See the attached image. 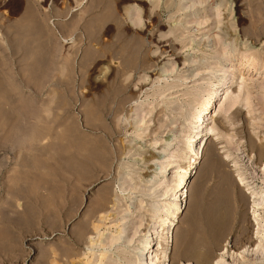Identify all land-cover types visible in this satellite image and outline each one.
I'll return each instance as SVG.
<instances>
[{
	"label": "rangeland",
	"instance_id": "rangeland-1",
	"mask_svg": "<svg viewBox=\"0 0 264 264\" xmlns=\"http://www.w3.org/2000/svg\"><path fill=\"white\" fill-rule=\"evenodd\" d=\"M222 82L188 168L191 126ZM148 152L174 166L161 182L157 166L141 180ZM184 171L164 264H199L200 251L205 264L250 263L264 207L234 181L264 189V0H0V264H138ZM212 207L226 216L218 236ZM187 234L201 246L180 259Z\"/></svg>",
	"mask_w": 264,
	"mask_h": 264
},
{
	"label": "bare ground",
	"instance_id": "bare-ground-1",
	"mask_svg": "<svg viewBox=\"0 0 264 264\" xmlns=\"http://www.w3.org/2000/svg\"><path fill=\"white\" fill-rule=\"evenodd\" d=\"M232 10L233 9L230 5V12L231 13L233 12ZM222 35H223V37L226 38V40H228L230 37V33H228L226 29L223 30ZM233 38H234V36H233ZM225 48H226V46H225ZM230 54H231V52H228V55H230ZM244 59L246 60L245 62H246L247 68L251 67V65L254 64V63H249L250 60H251V62L253 61V59H251L250 57L249 58L244 57ZM244 63H243V65H244ZM227 70L230 71L229 69H227ZM230 76H233V75H230ZM232 78L233 77H230L231 81L233 80ZM223 84H225V83L222 82L220 87H218L217 90L211 94L209 100L207 102L205 101L206 104H205L204 108L206 106L209 107L210 105L213 104L212 108L205 115L206 121H205V119L202 118V117H204V115L199 114V115H197V117L195 118V122L191 126L194 129H198V128L199 129L197 132L193 131L194 133H192V135H190L191 136L190 138L194 139L196 141V143L194 146V145H192L194 142L189 140V146L187 149H188V152L190 154H192V156H191V158L188 159L191 162V164L189 165L188 168H191V169L197 168L199 160L201 158H203L202 153L199 150V144H200L201 140H203L204 137L207 136V124L210 121L209 115L211 113V110L213 108H215L217 103H219L221 101V99L226 95L227 86H225ZM236 98H238V97H236ZM212 99H213V101L211 102ZM216 99H218V100L215 101ZM227 100H228L227 110H231L234 107L237 99L231 98V95H230V97H228ZM209 102H211V104H209ZM203 109L201 111H203ZM200 128H201V130H200ZM172 140H168V141H172ZM161 158H165V159L161 162ZM197 158L199 160H196ZM140 161L142 162L143 166H145V169H143L144 172L141 173V175H142L141 180L145 179V178L147 179L149 177L150 173H151V175L154 174L155 167L157 166L159 172H158V174L156 173V175L159 176L158 182H161V180H163V178H164V175L168 176L171 169L174 168V166L171 165V162L168 160V157H166V156L163 157V155L161 156L159 154L156 155L153 152H148V155L143 156ZM189 174L190 173L188 171H184L183 175L181 177H179L178 184L171 189L172 195L174 193V199L173 200L171 199L172 203H168L169 200L165 199L161 202L160 207L157 209L156 214H155L156 217L154 218L155 219L154 224H158V228L153 227V230H148V232H150V234H149L150 239L147 240L148 242L145 243L144 247L140 250V252H138L137 257L135 258L136 259L135 262H138V264H164L165 262L168 261L169 258L166 259V252H167L168 245L171 246L173 243V240L175 239V237H177V236L173 235V229L175 228L174 226L176 223H178L175 219L177 216H174V214H176V215L182 214L181 208L183 205H185L187 203L186 199H187V192L189 189L188 186H189V183L191 180V177L189 176ZM187 175H188L187 181H186L185 185L181 187V185H182L181 180L183 179L184 176H187ZM176 178H177V176H176ZM234 182H235V184H237V186H240V188H242V192L244 195L249 194V197H248V199L246 198V200L248 203L252 204V208H254V209L259 208L260 210H263L262 208L264 207V189H262L261 186H258L256 188V190H252L253 187L250 186L251 181L249 182L248 180H246V178L242 177L241 174H237ZM195 190H197L196 186H195ZM198 191L196 192L194 201L192 200L193 202H191V206L189 205L191 208L190 211L192 213L194 212L193 209L195 210V208H197L195 206H197L196 203H198V194H197ZM165 193L167 194L168 192H165ZM167 197L168 196H166V198ZM218 203H221V202H218ZM218 207L220 208V205ZM216 209H215V207L208 208L204 214V217L207 221L206 222V231H207V233H209L210 235H213V236L220 235V232L224 226V223L226 222L225 221L226 216L221 214L222 212L220 214H218V212H217V214H216V211H217ZM252 214H253V216L250 219V221L251 220L252 221L253 220L259 221V223L262 224V226H259V233H258V236L256 237V239H259L258 246H257V252L254 253L253 255L249 256V257H251V259L246 257V260L251 261L248 264H264V222L261 220V217L259 216V214L256 213V211H253ZM188 215H190V214H188ZM193 215H194V213H193ZM126 217L127 216H124L120 220L123 221ZM160 217H165L166 218L164 220L165 222L161 223L162 220L160 219ZM189 217H191V215L188 216V219H189L188 221H191L192 218L190 219ZM127 221H129V219ZM112 226H114V224ZM159 227H162V229L160 230ZM163 229H167V232H166L165 237H164L166 247H163V245L159 242L160 237H158V235H161L160 233H162ZM122 233H123L122 228L118 229L116 231V235L113 236L111 243H115V242L121 240ZM185 235H186V232H185ZM195 236H193V237H195ZM199 238L200 237H198V239ZM180 240H182V239H180ZM183 240H184L183 252H182V256L180 259H182V258L189 259L191 256H194L196 254L195 252H197L196 249L198 248L199 245H197V243H195V241H198V240L197 239L195 240V238H193V240H195V241H192L191 238H189L188 234H187V237L185 236ZM199 240L201 241V239H199ZM198 251H199V249H198ZM200 252L201 253L197 252V254H196L197 256L195 255L196 258L195 257L194 258L198 260L197 263L200 264V262H201V264H202V263H204L205 258L203 259L202 251H200ZM260 255H263V256L260 257ZM171 264H172V261H171Z\"/></svg>",
	"mask_w": 264,
	"mask_h": 264
}]
</instances>
